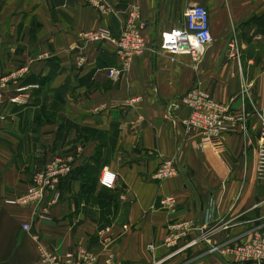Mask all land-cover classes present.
Segmentation results:
<instances>
[{
	"label": "crops",
	"instance_id": "1",
	"mask_svg": "<svg viewBox=\"0 0 264 264\" xmlns=\"http://www.w3.org/2000/svg\"><path fill=\"white\" fill-rule=\"evenodd\" d=\"M105 2L108 12L83 0H0V79L16 77L0 108V264H39L35 235L57 256L98 253L97 264L107 257L111 264H233L207 250L264 229V0ZM132 5L146 51L111 80L115 46L82 43L77 35L105 29L117 40ZM194 5L208 10L213 39L197 58L164 45L184 29L183 14ZM194 85L242 119L222 137L221 151L185 130L186 109L172 108ZM17 94L26 95L24 103L10 101ZM54 158L71 169L59 181L58 204H50L51 195L37 205L5 204L26 192L37 165ZM170 159L178 174L152 180ZM104 169L116 175L113 187L101 185ZM164 197L174 198L173 209L159 207ZM206 212L207 225L218 227L209 242L165 259L167 226L188 220L204 227ZM106 227L113 240L103 246L97 233Z\"/></svg>",
	"mask_w": 264,
	"mask_h": 264
},
{
	"label": "built area",
	"instance_id": "2",
	"mask_svg": "<svg viewBox=\"0 0 264 264\" xmlns=\"http://www.w3.org/2000/svg\"><path fill=\"white\" fill-rule=\"evenodd\" d=\"M83 1L87 6L101 12L110 11L105 0ZM183 16L184 29L166 39L164 45L167 49H171L176 53H185L192 58H197L200 52L213 41L209 13L204 6L194 5L186 9ZM77 38L82 43L99 44L111 42L115 46L118 67L108 71V77L111 80H117L125 74L129 70L132 61L142 56L146 51L143 24L140 21V12L137 5H132L129 8L117 40L112 39L109 32L105 29L82 32L77 35ZM85 60V56H81L78 62L82 65ZM25 72L26 69H20L18 74H24ZM15 79V75L0 79V108L5 101L4 88ZM23 91L25 89H19L16 92L22 93ZM25 99L26 95L17 94L11 101L13 103H24ZM139 102L140 99L136 98L127 101V104L133 106ZM172 108L173 110L186 109L188 115L183 122L185 130L188 133H197L201 140L206 141L216 151H221L223 148L222 137L235 131L242 122V119L235 116L228 106L216 102L208 90L196 85L175 101L172 104ZM259 119L264 132V99L259 110ZM0 120H2V117H0ZM70 171L69 164L59 158L50 159L37 165L26 192L15 199L5 201V204L12 206L37 205L48 195H51V205L58 204L60 200L59 181L67 176ZM258 172L264 174V146L259 157ZM177 174L178 167L175 162L171 159L163 160L152 175V180L161 183L175 177ZM99 181L103 186L113 187L116 182V175L104 169ZM158 205L161 208L173 209L176 203L174 198L164 197L159 200ZM210 217V213L206 212L204 227H193L191 221L188 220L169 224L163 245L170 252L164 258H170L189 247L208 243L209 238L218 231V227L207 225ZM111 228L106 227L97 233L98 237L101 238V245L108 246L112 242ZM121 229L122 231H127L128 228L121 226ZM22 230L28 232L30 230L29 225H23ZM191 230H195L197 235L188 241L186 237ZM248 236L249 238L245 242L232 241L212 245L207 252L209 254H217L233 264H264V229L255 228ZM32 239L36 246L39 264H97L99 254L88 249H76L75 251H68L63 256H57L53 250L42 244L37 235L32 236ZM147 249L153 252L154 247L149 245ZM111 263L112 258L107 257L105 264Z\"/></svg>",
	"mask_w": 264,
	"mask_h": 264
},
{
	"label": "rangeland",
	"instance_id": "3",
	"mask_svg": "<svg viewBox=\"0 0 264 264\" xmlns=\"http://www.w3.org/2000/svg\"><path fill=\"white\" fill-rule=\"evenodd\" d=\"M7 87H8V86H7ZM5 89H6V88H4V90H5ZM14 98H15V97H14ZM14 98H12V99H14ZM12 99H11V100H12ZM4 100H5V101H4V103H5L6 100H7L5 95H4ZM11 100H10V101H11ZM11 102H12V101H11ZM3 120H4V118L2 117V121H3Z\"/></svg>",
	"mask_w": 264,
	"mask_h": 264
}]
</instances>
